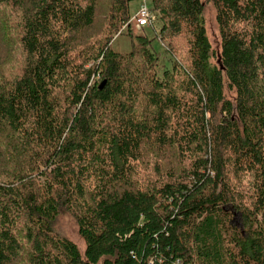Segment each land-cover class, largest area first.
<instances>
[{
	"label": "trees",
	"instance_id": "obj_1",
	"mask_svg": "<svg viewBox=\"0 0 264 264\" xmlns=\"http://www.w3.org/2000/svg\"><path fill=\"white\" fill-rule=\"evenodd\" d=\"M132 1L0 0V264H264V0Z\"/></svg>",
	"mask_w": 264,
	"mask_h": 264
},
{
	"label": "rangeland",
	"instance_id": "obj_2",
	"mask_svg": "<svg viewBox=\"0 0 264 264\" xmlns=\"http://www.w3.org/2000/svg\"><path fill=\"white\" fill-rule=\"evenodd\" d=\"M146 2L148 7L151 8L152 6L150 0L149 1L146 0ZM138 5H139V0H133L130 3V17L127 23L121 25L119 34L114 37L111 43V47L113 50L121 53L129 51L131 49L130 36L134 37L135 35L145 34L148 37H153L154 33L157 35V38L160 36L159 28L161 26V22L159 20L158 13L153 9H152L153 20L151 24H148L141 28L135 26L134 19H132V17L135 15ZM204 18H205L206 32L209 37V41L214 49V52L218 54L220 51V36L215 19V8L211 2L207 3L205 6ZM94 32H96V28L95 30H93V32L88 31L87 34L90 35ZM128 33H130V35ZM85 38H86L85 36L80 35L77 38V42L80 43L82 41V43H84ZM153 45L155 48L159 47V44L156 39L153 41ZM1 54L4 55L5 51L2 52L1 50ZM234 220L236 223H238L239 219L237 215L234 216ZM56 229H58L59 232L72 239L78 245L79 249L83 251L84 242L78 234L75 218L70 211H64L58 216L56 222Z\"/></svg>",
	"mask_w": 264,
	"mask_h": 264
},
{
	"label": "built area",
	"instance_id": "obj_3",
	"mask_svg": "<svg viewBox=\"0 0 264 264\" xmlns=\"http://www.w3.org/2000/svg\"><path fill=\"white\" fill-rule=\"evenodd\" d=\"M132 19H134V24L138 28L152 23V9L148 7L146 0H139V5Z\"/></svg>",
	"mask_w": 264,
	"mask_h": 264
},
{
	"label": "water",
	"instance_id": "obj_4",
	"mask_svg": "<svg viewBox=\"0 0 264 264\" xmlns=\"http://www.w3.org/2000/svg\"><path fill=\"white\" fill-rule=\"evenodd\" d=\"M104 81H102L100 84H99V88H102L103 87V85H104Z\"/></svg>",
	"mask_w": 264,
	"mask_h": 264
}]
</instances>
